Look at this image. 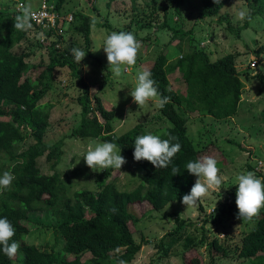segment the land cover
Here are the masks:
<instances>
[{"label":"rangeland","instance_id":"1","mask_svg":"<svg viewBox=\"0 0 264 264\" xmlns=\"http://www.w3.org/2000/svg\"><path fill=\"white\" fill-rule=\"evenodd\" d=\"M44 1L55 6L58 0H0V10L8 15H15L18 12L21 13L17 15H22L24 8L37 9ZM235 2L236 0H228L219 15L205 19L198 16L200 0H182L181 5H178L177 0H139L136 8L130 0H118L110 6L106 0H64L61 6L60 12L64 15L81 12L91 20L93 17L97 20L95 25L92 24L90 46L87 47L82 35L70 30L71 25L64 23V43L60 46L65 48L73 45L85 52L84 60L79 63L80 77L88 86L90 98L100 95L106 109L115 112L113 128L116 135H122L137 125H141L140 135L147 133L160 135L172 127V123L160 113L154 100L146 102L140 108L138 104L133 103L128 93L135 84L136 74L149 69L161 52L168 51L172 62L179 57V50L166 45L171 36L170 31L143 29L137 35L134 28H126L131 19L143 23L151 21L153 26H156L163 23L166 18L172 26L182 27L184 31L192 30L193 42L210 56L211 61L228 54L237 56L235 66L244 87L237 112L229 119L217 120L199 112H187L185 99L190 97L188 85L178 71L169 77L170 87L184 98L179 111L187 118L188 137L200 151L201 156L209 155L216 158L217 167L220 169L219 175L224 181L221 190L209 191L197 206L188 210L178 201L168 204L161 211H153L147 204L131 206L130 210L139 218L133 226L134 238L137 243L142 242L144 245L134 261L129 264H194L195 259L199 264L259 263L238 256L244 234L256 226L258 215L250 222L237 219L235 177L253 171L257 177L264 179V85L255 76L264 75V51H260L264 47V4L260 12H256L246 25L247 19L234 22L230 7ZM251 3L252 6L248 0H241L240 6L247 8L249 13L253 9L259 10L261 3L257 0ZM95 6L99 13L95 11ZM126 30L137 35L141 48L135 65L125 66L121 75L114 77L111 71H108L107 56L102 49L103 40L112 31ZM27 38L30 41L24 39L14 47L13 52L30 53V65L48 64V52L39 45L38 38L36 36ZM188 40L189 37H186L182 44L183 49L187 47ZM177 43L176 41L174 44ZM87 50L94 57L87 56ZM253 57L258 61L256 70L250 68L251 62L255 60ZM85 65L88 66L87 71ZM54 73L53 89L42 101L54 104L45 143L52 145L63 139L64 154L56 170L66 185L67 194L71 196L75 191L84 189L96 191L101 181L105 183L115 181L120 190H132L139 186L144 174L143 169L122 151L121 155L127 163L121 170L108 168L93 171L86 165L83 155L87 145L92 141H104L71 138L72 130L81 122L82 108L77 99L82 93V87L78 79L72 76L69 68H56ZM93 88L97 91L91 93ZM33 143L31 137L27 138L18 145L19 152L26 150ZM116 151L120 150L117 148ZM6 163V158L1 156L0 164ZM40 164L44 173H52L46 166L45 157L40 160ZM182 212L184 213L180 216ZM176 217L191 224H187L185 234L200 238L203 229L207 236L204 247L185 252L182 243L172 248H168V244L165 245L170 239L164 236L176 228ZM29 220L30 234L27 236V243L48 253L62 254L64 239L55 230V219L49 213H30ZM163 237L165 243L160 247ZM214 239H218L225 247V252L217 253L208 246V242ZM67 257L69 260L73 259L71 255ZM90 258L91 254L86 253L82 261Z\"/></svg>","mask_w":264,"mask_h":264},{"label":"trees","instance_id":"2","mask_svg":"<svg viewBox=\"0 0 264 264\" xmlns=\"http://www.w3.org/2000/svg\"><path fill=\"white\" fill-rule=\"evenodd\" d=\"M106 1L110 6L118 0ZM130 1L136 8L139 0ZM181 1L177 0L178 5H181ZM227 1L222 0V6L216 5L213 0H200L198 16L205 19L219 15ZM251 1L255 0H248L252 6ZM257 1L261 3L259 10L253 9L251 17L263 8V0ZM63 2L57 1V11H61ZM94 9L99 13L96 6ZM17 16L16 13L8 15L0 10V157L7 160L6 164H0V175L4 171H11L15 177L8 189L0 191V218L7 217L12 223L15 228L12 240L19 242L20 247L13 259L0 250V264L132 263L144 244L135 241L133 226L139 218L130 210L131 206L147 204L153 211H161L172 202H181L197 178L188 173L185 165L201 157L200 151L188 137L187 118L179 111L184 98L170 87L169 77L178 71L188 85L190 97L185 99L187 112H199L217 120L229 119L237 112L244 87L235 66L237 56L228 54L211 61L210 56L193 42L192 30L184 31L182 27L172 26L166 18L156 26L151 21L143 23L136 19H131L126 26L134 28L137 35L143 29L168 30L171 36L166 45L179 50V57L172 62L168 51L161 52L148 69L156 81L158 92L170 97V101L163 108L159 107V111L172 123V127L160 136L162 139L175 137L172 143L181 145V150L172 158L171 164L167 168L157 169L146 160H134V141L140 135L141 125L116 135L113 128L115 112L106 109L100 95L90 98L88 86L80 77V64L71 53L73 45L54 47L64 43L63 37H57L48 51L49 61L46 65H30V53L13 52L17 44L24 39L29 40L26 29L14 27ZM72 16L70 30L82 35L87 47L90 46L92 20L81 12H75ZM248 23L249 20L246 25ZM186 37H189L188 45L183 49ZM176 41L178 43L174 44ZM260 51L263 52L264 47ZM86 54L94 57L89 50ZM65 67L70 69L82 87L77 99L82 108L81 122L72 130L71 138L116 143L119 150L143 169L142 182L136 188L120 190L115 181H101L96 191L84 189L75 191L71 196L67 194L66 185L56 170L64 154L63 139L52 145L45 143L54 104L42 102L53 89L55 69ZM255 76L264 85V75ZM29 137L34 143L19 152L18 145ZM43 157L52 173L42 171L40 160ZM173 167L179 168V174L173 176ZM30 213H49L55 219V230L64 239L62 254L48 253L27 243ZM175 221L177 226L174 231L164 236L170 239L165 244H168V248L182 243L185 252H191L205 246L207 236L203 229L201 237L197 238L185 234L187 224L191 225L189 222L179 217ZM164 237L160 247L165 243ZM208 246L217 253L225 252V247L218 239L208 242ZM86 253H90L91 258L83 262L82 257ZM67 255L73 259L69 260ZM238 256L264 264V209L258 214L256 226L244 234ZM193 263L199 264L197 259Z\"/></svg>","mask_w":264,"mask_h":264},{"label":"clouds","instance_id":"3","mask_svg":"<svg viewBox=\"0 0 264 264\" xmlns=\"http://www.w3.org/2000/svg\"><path fill=\"white\" fill-rule=\"evenodd\" d=\"M213 2L216 5H222V0H213ZM240 4L241 0H236L230 7L234 22L246 19L251 21L249 10L241 7ZM32 15L29 8H24L23 14L16 17L14 27L18 30L30 27L28 20ZM96 23L97 20L93 17L92 24ZM140 48L141 43L133 31H112L107 34L104 37L102 49L107 56L108 71H111L114 77H119L125 66L135 65ZM71 53L77 63L83 61L86 56L85 52L78 47H73ZM84 68L86 71L88 70L87 65ZM155 85L156 81L152 79L151 71L141 70L136 74L135 84L131 87L128 95L132 97L133 103L138 104L140 108L150 100H154L158 107L163 108L170 101V97L162 96ZM95 91H97L95 88L91 89V93ZM130 112L131 110H129ZM174 139L175 137L171 136L168 139H162L160 135L152 133L138 135L134 141V160L137 162L146 160L157 169L167 168L171 164L172 158L181 150L179 143H172ZM116 149L117 145L114 142L92 141L87 145L83 159L93 171L108 168L121 170L127 161L121 155V150L117 152ZM185 168L189 174L197 177L190 192L182 197L181 203L186 206L187 210L197 206L209 191L221 190L224 178L219 175L220 169L217 167V160L214 156H201L195 161H189ZM171 171L173 176L179 174L178 167H173ZM14 179L11 171H4L0 175V191L8 189ZM235 185L237 186L235 201L238 208L237 219L242 222H250L260 213L261 209H264V179L257 177L253 171H247L236 175ZM14 235L15 228L12 223L7 217L0 218V250L9 259L15 258L20 247L19 242L12 240ZM121 264H126V262L121 261Z\"/></svg>","mask_w":264,"mask_h":264},{"label":"built area","instance_id":"4","mask_svg":"<svg viewBox=\"0 0 264 264\" xmlns=\"http://www.w3.org/2000/svg\"><path fill=\"white\" fill-rule=\"evenodd\" d=\"M21 11V10H19ZM33 14L28 20L30 27H26L27 37L36 36L39 41V45L45 47V50L48 52L52 47V42L57 40V37H64L63 35V23L71 24L73 21V16L64 15L60 11L56 10V6H53L47 1H44L43 4L37 9L30 10ZM19 14L21 12H18ZM17 13V14H18ZM61 44H56L54 47H61ZM253 60L250 64L252 70L258 68V61L256 57H253Z\"/></svg>","mask_w":264,"mask_h":264}]
</instances>
